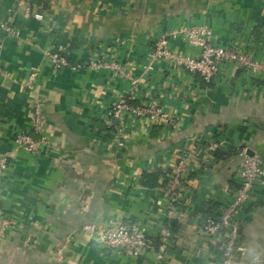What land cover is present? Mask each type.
Returning a JSON list of instances; mask_svg holds the SVG:
<instances>
[{
	"label": "crops",
	"instance_id": "obj_1",
	"mask_svg": "<svg viewBox=\"0 0 264 264\" xmlns=\"http://www.w3.org/2000/svg\"><path fill=\"white\" fill-rule=\"evenodd\" d=\"M41 2L47 8L29 13L25 0H0V162L7 160L0 264H264V177L254 203L240 214L243 250L229 263L225 238L201 230L202 219L220 216L242 184L236 151L264 157V72L222 63L207 87L194 73L153 56L165 35L175 53L201 56L182 31L205 27L214 44L249 52L264 64V0ZM53 49H63L72 66L55 68ZM134 79L132 103L158 106L173 123L127 115L120 120V147L107 121ZM21 133L44 138L41 152L19 147ZM215 144L222 158L211 151ZM184 155L188 173L177 189L171 182L173 197L143 185L144 173L171 176ZM172 202L176 209L168 218ZM123 222L139 223L154 238L169 226V258L111 251L84 229Z\"/></svg>",
	"mask_w": 264,
	"mask_h": 264
},
{
	"label": "built area",
	"instance_id": "obj_2",
	"mask_svg": "<svg viewBox=\"0 0 264 264\" xmlns=\"http://www.w3.org/2000/svg\"><path fill=\"white\" fill-rule=\"evenodd\" d=\"M27 11L31 13L32 9L28 6ZM7 30L10 33L12 32L10 28H7ZM182 34L188 39L190 45L202 49L201 56L190 57L175 53L169 48V39L166 35L156 40L153 48V56L190 73H199L207 82L214 79L218 71V66L222 63H235L241 69L252 75H259L264 72V64L255 60L249 52L240 51L229 46L214 44L212 32L208 28H187L182 31ZM62 53L63 49H53L50 53V58L57 69L72 66ZM106 64L107 63L94 62L91 63V66L99 67L106 66ZM109 66L115 71H120V67L115 63H111ZM0 72H2L1 69ZM36 77V73L30 76L28 83L29 88H32ZM137 86L138 81L136 79L132 80V89L129 95L117 101L109 113L107 123L108 126L116 132L118 145L120 147L124 145L120 120L127 115L136 118H147L154 123L162 121H169L170 124L173 123L172 119L158 106L135 105L132 103L134 91ZM41 119V115L39 111H37L34 122V130L37 133L41 129ZM15 142L19 147L35 154L40 153L41 146L45 145L44 138L40 141H36L30 135L24 133L18 134ZM217 149L218 145L215 144L211 148V151L215 152ZM240 156L242 158L240 166L243 179L242 184L239 186L232 201L222 208L219 221L209 219L203 230V233L209 238L221 236L225 238L226 243L223 256L227 263L232 259L234 252L243 250L240 241L238 220L244 207L249 203H254L255 190L258 185L262 183L264 177V157L260 153L242 149L240 151ZM6 169L7 160L2 159L0 162V183L1 176ZM187 173L188 157L184 155L180 158L170 176L173 190L179 187ZM175 209L172 202L167 212L168 218H172ZM10 223L11 222L8 220H2L3 225L8 226ZM84 229L89 235L95 237L97 241L103 243L105 247L111 251H122L135 259L148 253H154L159 260H167L169 258L172 231L167 225L162 227L156 238L151 237L139 223H135L131 226H127L124 223L110 226L89 224L86 225ZM65 248L66 244L60 245L58 248L59 260L63 259Z\"/></svg>",
	"mask_w": 264,
	"mask_h": 264
},
{
	"label": "trees",
	"instance_id": "obj_3",
	"mask_svg": "<svg viewBox=\"0 0 264 264\" xmlns=\"http://www.w3.org/2000/svg\"><path fill=\"white\" fill-rule=\"evenodd\" d=\"M28 4V6L33 10L34 7H38V6H42L43 8H47V5L43 4L41 2V0H25ZM62 55L67 59V55L63 52ZM194 75L196 76V79L198 81H200V83L202 85H207V87L210 86L211 84V81L210 82H207L203 79V77L199 74V73H194ZM240 151L241 149L238 150V152L236 151L237 155H240ZM215 155L217 157H220L222 158L224 156V154H222V152L217 149L215 152ZM170 173L169 174H166V173H161V172H153V173H144L143 175V185L147 188H163L165 190H168V194L170 195V197H173V192L170 190V184L172 182V179L170 178ZM160 179L163 180L162 183H160ZM209 219H214L216 221H219L220 217L218 215H206V217H204L202 219V222H201V230L203 231L204 230V227L207 223V221ZM125 225L127 226H131L133 224H135L134 222H131V223H125L123 222Z\"/></svg>",
	"mask_w": 264,
	"mask_h": 264
}]
</instances>
